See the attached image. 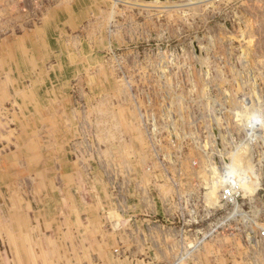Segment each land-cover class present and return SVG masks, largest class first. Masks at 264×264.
Instances as JSON below:
<instances>
[{"label":"crops","instance_id":"obj_1","mask_svg":"<svg viewBox=\"0 0 264 264\" xmlns=\"http://www.w3.org/2000/svg\"><path fill=\"white\" fill-rule=\"evenodd\" d=\"M108 13L100 0H0V244L16 264L173 260L177 184L102 59L132 40L109 33ZM245 243L212 240L190 264H250Z\"/></svg>","mask_w":264,"mask_h":264},{"label":"rangeland","instance_id":"obj_2","mask_svg":"<svg viewBox=\"0 0 264 264\" xmlns=\"http://www.w3.org/2000/svg\"><path fill=\"white\" fill-rule=\"evenodd\" d=\"M122 1L100 0L109 33L130 30L132 40L102 59L129 89L134 121L183 208L169 236L173 260L148 264L174 263L196 245L181 262L190 264L219 238H244L258 253L249 263L264 264V0ZM246 109L247 125L238 118ZM213 176L219 188L208 198ZM242 179L253 191L238 187ZM227 182L239 192L234 204L221 202ZM0 247L4 264H16Z\"/></svg>","mask_w":264,"mask_h":264},{"label":"bare ground","instance_id":"obj_3","mask_svg":"<svg viewBox=\"0 0 264 264\" xmlns=\"http://www.w3.org/2000/svg\"><path fill=\"white\" fill-rule=\"evenodd\" d=\"M119 2H122V3H124L125 1H122V0H114V3H119ZM126 3V2H125ZM5 63V62H4ZM102 76V75H101ZM169 87V86H168ZM246 102V101H245ZM73 104V103H72ZM247 106V105H246ZM248 115H250V110L249 109H246L245 111H243L242 112V114H240L239 116H238V118L240 119V123H242V124H245V125H247L246 124V117L248 116ZM246 121V122H245ZM239 124V123H238ZM241 124V125H242ZM240 125V124H239ZM247 130L248 131H250V127H248L247 126ZM33 142V141H32ZM31 142V143H32ZM35 148V147H34ZM37 148V147H36ZM31 152V151H30ZM244 156V155H243ZM18 158V157H17ZM14 159V158H13ZM242 159H243V157H242ZM31 161V160H30ZM39 161V160H38ZM243 162V161H242ZM243 163H245V162H243ZM13 164H14V162H13ZM16 164V163H15ZM81 164V163H80ZM233 164H235V161H234V163ZM238 164V163H237ZM236 164V165H237ZM240 164V163H239ZM249 164V163H248ZM247 164V165H248ZM232 165V164H231ZM230 165H228V167H229ZM219 167H217L216 168V170H218V172H219V169H218ZM245 168H247V167H245ZM244 168V169H245ZM233 169V168H232ZM241 169V168H240ZM211 170V169H210ZM216 170H214L215 172H216ZM239 170V169H238ZM242 170V169H241ZM21 171V170H20ZM24 171V170H23ZM213 171V172H214ZM250 173V172H249ZM252 173V172H251ZM14 175H15V173H14ZM24 175V174H23ZM248 176H250V175H248ZM248 176H246L245 178H246V180H247V178H249ZM17 178V177H16ZM221 178H222V182H224V178H223V174H222V172H221ZM252 180V179H251ZM251 180L249 181H244L243 179H242V181H241V184L240 185H238V187H241V188H243L244 190H245V193H249V192H251V190L253 191V189L255 188V185H253V183L251 182ZM208 181V180H207ZM251 182V183H250ZM252 184V186H254L253 187V189H251L250 187V184ZM227 184V186H228V184L230 185V183L229 182H227L226 183ZM222 186V185H221ZM231 187L232 188H236L235 186H233V185H231ZM219 187H217V180H216V178L213 176V178H212V186L210 187V192L208 193L209 195H208V198H213L214 196H215V194H216V192H217V189H218ZM233 189V190H234ZM240 189V188H239ZM235 192H236V190H235ZM19 197V196H18ZM17 197V198H18ZM20 198V197H19ZM207 198V199H208ZM18 201V200H17ZM19 203V202H18ZM23 203V202H22ZM213 203V202H212ZM237 205V204H236ZM195 248H196V246H195ZM181 261H182V259H181Z\"/></svg>","mask_w":264,"mask_h":264},{"label":"built area","instance_id":"obj_4","mask_svg":"<svg viewBox=\"0 0 264 264\" xmlns=\"http://www.w3.org/2000/svg\"><path fill=\"white\" fill-rule=\"evenodd\" d=\"M239 196V192H234V190L230 187V185H228V189L222 191V197H221V202L223 204H234V201L233 199L235 198V201H237V197ZM264 233V232H263ZM203 240H201L202 242ZM200 244V242L198 243ZM197 244V245H198ZM196 246V245H195ZM195 246L192 247L191 251H189V253L186 255V256H183V255H180V257L175 260L174 263H171V264H181V262L183 260H185L187 258V256H189L192 252L195 251ZM199 246V245H198ZM182 259V261H181ZM148 264V263H147ZM149 264H159V263H149Z\"/></svg>","mask_w":264,"mask_h":264}]
</instances>
